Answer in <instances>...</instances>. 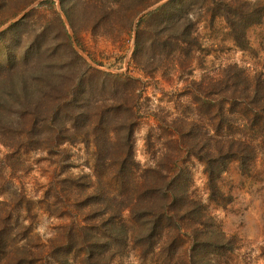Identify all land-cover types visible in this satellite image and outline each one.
Returning a JSON list of instances; mask_svg holds the SVG:
<instances>
[{
    "label": "rangeland",
    "instance_id": "374dc122",
    "mask_svg": "<svg viewBox=\"0 0 264 264\" xmlns=\"http://www.w3.org/2000/svg\"><path fill=\"white\" fill-rule=\"evenodd\" d=\"M168 1L0 0V264H264V0Z\"/></svg>",
    "mask_w": 264,
    "mask_h": 264
},
{
    "label": "trees",
    "instance_id": "16d2710c",
    "mask_svg": "<svg viewBox=\"0 0 264 264\" xmlns=\"http://www.w3.org/2000/svg\"><path fill=\"white\" fill-rule=\"evenodd\" d=\"M213 2H216V0H212ZM175 2V0H169L168 2H166L162 7H167L168 5H170L171 3ZM223 6H224V11L222 14L225 15V18L227 19L230 27L233 30V34H234V38L237 42V44L242 48V49H247L248 45H247V39H246V35H245V30H243L242 24L243 23H257L260 22L261 18L264 17V12L261 13V8L259 6H251V8H248L247 10H241L240 5H236L235 3H230V2H226L223 1L222 2ZM155 13V11H151L148 13L147 17H151L153 14ZM146 20V18H144V21ZM256 20V21H255ZM245 28V27H244ZM257 79L255 80V83L258 84V82H256ZM253 84L252 86H250L248 92H250V94L252 95H245V96H234L231 101L228 102L229 105H238L239 107H241L242 109H248V110H253V112L251 113V118H255L258 119L259 115L261 117L262 122H264V92L261 93L260 90L258 89L256 84ZM259 95H262L259 97ZM227 109L225 106L222 105V103L220 102L218 104V109L215 111L217 116L219 118H221L222 116L224 117L227 114ZM133 124V122H130L128 124V137L130 138L131 136H133V129L131 128V125ZM127 153L126 156L131 157V155L133 156V146L129 145V147L126 149ZM103 151L104 148L102 147H98L97 148V153H98V157L102 158L103 157ZM242 152V151H241ZM245 152V151H244ZM230 153L233 154L234 156H237L238 158L240 157L241 162L244 163L245 161V156L246 155H240V150L237 147H232L230 149ZM242 154V153H241ZM245 154V153H244ZM125 156V157H126ZM129 157H126L125 159H127ZM251 158V157H250ZM207 168H208V172H209V178L210 180L212 178H214V172L216 170L215 165L211 162H209L207 164ZM158 227L157 222H154L152 227H151V231L153 234L154 230H156ZM148 235L149 237L151 236Z\"/></svg>",
    "mask_w": 264,
    "mask_h": 264
}]
</instances>
